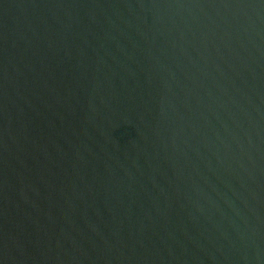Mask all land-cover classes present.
<instances>
[{
	"label": "water",
	"instance_id": "water-1",
	"mask_svg": "<svg viewBox=\"0 0 264 264\" xmlns=\"http://www.w3.org/2000/svg\"><path fill=\"white\" fill-rule=\"evenodd\" d=\"M0 264H264V0H0Z\"/></svg>",
	"mask_w": 264,
	"mask_h": 264
}]
</instances>
